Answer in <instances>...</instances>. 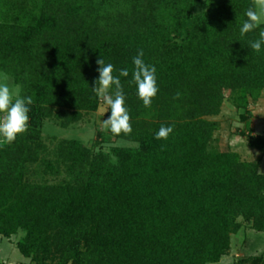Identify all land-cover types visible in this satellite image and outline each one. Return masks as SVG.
I'll use <instances>...</instances> for the list:
<instances>
[{"label": "trees", "instance_id": "trees-1", "mask_svg": "<svg viewBox=\"0 0 264 264\" xmlns=\"http://www.w3.org/2000/svg\"><path fill=\"white\" fill-rule=\"evenodd\" d=\"M251 7L256 0H0V73L33 99L27 130L0 145V236L21 232L14 246L27 264H217L244 226L264 233L258 162L211 147L210 118L229 100L237 134L264 150L248 109L264 93V48L249 46L264 24L239 32ZM138 49L156 68L147 108L131 82ZM98 59L114 75L129 70L121 83L132 132L106 140L135 146L108 155L61 139L45 155V119L67 129L97 111ZM162 125L173 131L156 139ZM245 261L264 264L263 255Z\"/></svg>", "mask_w": 264, "mask_h": 264}, {"label": "rangeland", "instance_id": "rangeland-1", "mask_svg": "<svg viewBox=\"0 0 264 264\" xmlns=\"http://www.w3.org/2000/svg\"><path fill=\"white\" fill-rule=\"evenodd\" d=\"M256 11L264 18V10L260 9L257 3ZM5 76L7 75L0 73V82ZM7 83L12 89L17 87L12 83L10 77H8ZM104 107L105 105L101 101L96 112L84 114L80 121L70 125L67 129L57 126L53 119H45L41 126V139L46 152L44 154L51 156L58 140L61 139L78 140L92 148L94 152H103L108 155H111V149L114 147H134L135 144L122 139L106 140L107 131L102 127V120L106 119L107 112L102 115ZM248 109L251 112L250 123L253 135L264 138V93H261L256 101L249 100ZM239 112L229 100L222 103L220 113L210 118V120L218 123L211 147L221 152L231 151L237 153L241 161L258 162V171L264 174V150H255L248 147L245 139L237 134L242 129V123L238 117ZM97 133L100 135L97 136ZM58 179L50 176L46 177L49 182ZM20 235L21 232L11 237L10 243L4 238L0 239L4 244L3 246L8 247L2 255L10 256V263L19 264L24 261V257L14 248V242ZM259 255H263L264 258V233L250 230L244 226L238 233L231 236L230 251L217 264H238L241 260L244 261L243 264H249V261H245L246 258Z\"/></svg>", "mask_w": 264, "mask_h": 264}, {"label": "clouds", "instance_id": "clouds-1", "mask_svg": "<svg viewBox=\"0 0 264 264\" xmlns=\"http://www.w3.org/2000/svg\"><path fill=\"white\" fill-rule=\"evenodd\" d=\"M258 7L264 10V0H256ZM245 19L239 27L241 36L258 28L264 24V18L251 7L245 11ZM251 49L257 53L264 48V31L260 32L259 38L249 43ZM142 49L137 50V54L132 58L131 82L135 85L136 95L147 108L152 104V98L158 92L157 76L155 65L148 64L142 58ZM98 78L94 81L92 91L97 98L105 105L102 115L109 111L110 114L102 120V127L111 134L125 135L132 132L128 108L125 104V92L121 83V77H128V68L118 70V75H114V66L105 63L103 59H98ZM5 76L0 82V145L11 143L18 134L24 133L28 128L29 106L33 103L30 95H21L19 86L10 88ZM101 115V116H102ZM173 126H161L155 132L156 139H167L172 133Z\"/></svg>", "mask_w": 264, "mask_h": 264}, {"label": "crops", "instance_id": "crops-1", "mask_svg": "<svg viewBox=\"0 0 264 264\" xmlns=\"http://www.w3.org/2000/svg\"><path fill=\"white\" fill-rule=\"evenodd\" d=\"M0 239H3V237L0 236ZM4 239H6V238H4ZM10 239H6V241H8V243H10L11 242ZM2 243H3L2 240H0V262H1L0 264H18V263H10L11 262L9 259L10 256L2 255L4 250L8 248V247L3 246L4 244H2ZM14 248H15V246H14ZM15 260H17V259H15ZM27 263H28V260L24 258V261H21L19 264H27Z\"/></svg>", "mask_w": 264, "mask_h": 264}]
</instances>
